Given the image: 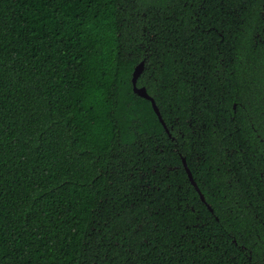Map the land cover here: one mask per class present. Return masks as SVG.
Returning a JSON list of instances; mask_svg holds the SVG:
<instances>
[{
	"label": "trees",
	"instance_id": "trees-1",
	"mask_svg": "<svg viewBox=\"0 0 264 264\" xmlns=\"http://www.w3.org/2000/svg\"><path fill=\"white\" fill-rule=\"evenodd\" d=\"M262 8L0 0V264H264Z\"/></svg>",
	"mask_w": 264,
	"mask_h": 264
},
{
	"label": "snow or ice",
	"instance_id": "snow-or-ice-1",
	"mask_svg": "<svg viewBox=\"0 0 264 264\" xmlns=\"http://www.w3.org/2000/svg\"><path fill=\"white\" fill-rule=\"evenodd\" d=\"M171 2L172 0H138V3L143 5L146 11H151L153 6H160L161 4H169ZM260 2L261 4H264V0H260ZM241 3H243V0H241ZM244 7L246 8L247 5H244ZM261 11L264 12V8H262ZM262 143H264V141H262ZM262 174H264V170H262ZM114 227L116 228V233L114 234L113 243L102 245L103 251L106 254H110L112 252H115L116 249H121V252L126 253L125 255L126 260L129 258H135L139 256L141 254L140 250L135 245V237L138 236L139 233H136L135 235L131 232L127 233V236L129 237V240L132 241V243H130L129 247L125 249L122 247V244L119 241L115 240L116 235H120V240H123L122 233L124 232V224L123 223L114 224ZM145 247L148 248V252L155 251V245L153 244L145 245ZM164 251H166V249L161 248L160 252L162 253ZM148 252L144 253L145 257L148 256ZM109 259L110 260L112 259L111 255H109Z\"/></svg>",
	"mask_w": 264,
	"mask_h": 264
},
{
	"label": "water",
	"instance_id": "water-1",
	"mask_svg": "<svg viewBox=\"0 0 264 264\" xmlns=\"http://www.w3.org/2000/svg\"><path fill=\"white\" fill-rule=\"evenodd\" d=\"M144 66H145V62L143 61V62H141L138 66H136V68H135V71H134V73H133V79H132L133 90H134V92H135L138 96H140V97H142V98H145V99L151 101L152 106H153V109H154L155 113L157 114V116H158L160 122L164 125L165 129L169 132V130H168V128H167V126H166V124H165V122H164V120H163V117H162V115H161V112H160V110H159V108H158V106H157L155 100H154V99L148 94L147 89H146L145 87H138V85H137V83H138V79H139V77L141 76V74H142L143 71H144ZM183 165H184V167H185V170H186V172H187V174H188V176H189V179H190L191 183L194 185V187H195V188L197 189V191L199 192V194H200V196H201V199H202L204 202H206V199H205L204 195L202 194V192L200 191V189H199V187H198V184H197L196 181L194 180L193 174H192V172H191V170H190V168H189V166H188L187 161H186L185 158H183ZM208 207H209V209H210L211 211H213L212 208H211L210 206H208Z\"/></svg>",
	"mask_w": 264,
	"mask_h": 264
},
{
	"label": "flooded vegetation",
	"instance_id": "flooded-vegetation-1",
	"mask_svg": "<svg viewBox=\"0 0 264 264\" xmlns=\"http://www.w3.org/2000/svg\"><path fill=\"white\" fill-rule=\"evenodd\" d=\"M235 107H236V106H235ZM257 264H263V263L259 262V263H257Z\"/></svg>",
	"mask_w": 264,
	"mask_h": 264
}]
</instances>
